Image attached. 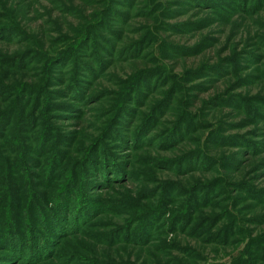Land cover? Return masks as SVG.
<instances>
[{"label": "rangeland", "instance_id": "rangeland-1", "mask_svg": "<svg viewBox=\"0 0 264 264\" xmlns=\"http://www.w3.org/2000/svg\"><path fill=\"white\" fill-rule=\"evenodd\" d=\"M0 264H264V0H0Z\"/></svg>", "mask_w": 264, "mask_h": 264}, {"label": "trees", "instance_id": "trees-1", "mask_svg": "<svg viewBox=\"0 0 264 264\" xmlns=\"http://www.w3.org/2000/svg\"><path fill=\"white\" fill-rule=\"evenodd\" d=\"M71 90L74 93V91L77 90V88L73 87V88H71ZM170 144H172V142H170V141H167V143H165V145H170ZM100 159H101V157H100ZM73 191H76V199H75L73 194H72V196L67 194V193L73 192ZM79 192H80V190L78 188L70 186V182L65 183L63 186H61L58 189V191H56V192H54V194H52V196H51L52 203L51 202L49 204L48 203L47 204L42 203L44 205V212H41L38 210L36 220H38L39 223L44 225V226H46V222L56 223L58 220H60L65 215V209L61 208V204L64 201L68 200L69 198H70L69 200L77 202V200L80 197ZM65 195H67V198L64 200ZM68 204H69V202H67V205ZM6 211H8V209H6ZM56 211L58 213H56ZM59 212H61V214H63L61 217L60 216L58 217ZM42 213L43 214L45 213L44 216L42 215ZM5 215L7 216V218L3 223V228H4L3 232L9 233L12 236L13 241L21 240L22 242H24V240L29 239L34 232H36V234H37V229H36L35 225L29 219L28 214H24V218H23L21 225L16 220H13L12 215L9 216V213L5 214ZM16 234H17V236H16Z\"/></svg>", "mask_w": 264, "mask_h": 264}]
</instances>
